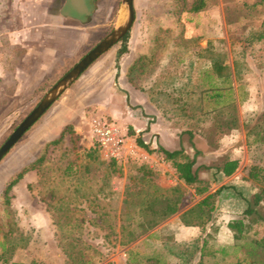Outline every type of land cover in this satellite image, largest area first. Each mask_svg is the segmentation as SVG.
I'll use <instances>...</instances> for the list:
<instances>
[{
	"label": "rangeland",
	"instance_id": "obj_1",
	"mask_svg": "<svg viewBox=\"0 0 264 264\" xmlns=\"http://www.w3.org/2000/svg\"><path fill=\"white\" fill-rule=\"evenodd\" d=\"M120 1L91 0V14L83 22L61 13L64 0H0V145L44 93L112 30ZM192 1L183 0L182 9L177 11L174 0H133L134 20L127 40L120 39L94 60L2 158L0 191L17 171L42 153L45 143L59 137L60 132L54 135L53 128L70 126L58 143L45 150V184L29 190L21 183L10 191L11 216L35 238L15 253V260L75 264L67 261L57 246L56 226L37 193L47 192L51 181H60L58 166L78 154L76 162L80 164L82 153L90 148L96 149L98 161L90 163L86 171L80 166L73 177H63L59 191L72 197L69 207L76 208L73 216H81L83 208L87 216L94 218L89 235L84 237L93 247H74V251L85 252V258L90 257L93 264H149L147 259L153 256L158 264H177L174 252L182 246L173 242L171 229L160 233L152 231L154 227L146 229L142 224L146 217L137 205L140 198L132 195L142 187L152 190L153 186L172 196L177 195L171 193L172 188L186 194L194 192L177 179L170 161L158 151L161 147L153 132L164 131L163 125L171 124L181 132L179 145L184 152V148L189 149L185 153L190 157L196 152L192 140L198 135L196 143L200 146L210 145L213 151L222 152L211 163L238 156L231 148L242 147L239 154L245 156L244 174L251 165L264 168V136L249 133L264 112V38L256 39L264 30V3L208 0L204 8L193 12L189 10ZM123 44L127 50L119 55ZM138 56H143L140 64L146 67L132 68ZM212 56L229 64L233 87L228 95V83L217 81L216 87L223 95L216 101L208 97L207 89L210 77L215 78L210 67ZM13 76L18 78L17 88ZM151 80L155 81L148 89L152 91L151 106L160 113L158 117L148 113L155 129L145 134L142 93L149 83L153 85ZM94 116L112 122L123 133V150L116 158L106 154L93 138L90 119ZM136 138L145 141L151 157L137 145ZM150 163L158 169L145 165ZM145 170L151 172L147 177ZM243 184L242 188L226 182L220 189L223 193L241 189L247 201L258 186L264 188V179L259 184L251 180ZM74 186L79 188L77 193L72 192ZM100 187L105 193L98 192ZM82 193L89 200L81 197ZM63 210L64 205L60 212ZM0 218H8L1 198ZM225 218L218 215L216 220L222 222ZM109 225L114 232L104 239ZM226 234L216 235L225 243ZM262 235L264 222H257L245 238ZM235 243L226 247L229 261L239 254Z\"/></svg>",
	"mask_w": 264,
	"mask_h": 264
},
{
	"label": "trees",
	"instance_id": "obj_2",
	"mask_svg": "<svg viewBox=\"0 0 264 264\" xmlns=\"http://www.w3.org/2000/svg\"><path fill=\"white\" fill-rule=\"evenodd\" d=\"M208 0H193L190 7V11L197 12L205 7ZM176 10L182 9L183 0H174ZM264 0H259L256 4H263ZM128 33H126L121 40L124 42L127 40ZM264 38V30H262L256 39ZM232 44V42H231ZM127 50L125 44L119 50V55ZM143 56H138L137 59L132 64V68H139L142 66L141 58ZM210 67L212 74L215 78L212 79L213 82L209 83L210 92L208 97L214 99L215 101L222 97V92L216 87V82L223 80L228 83L227 94H231L233 91L231 71L229 64L224 63L219 57L210 58ZM146 67V66H142ZM233 71L235 77L237 75V66H233ZM153 85L149 83V87L154 86V80H151ZM173 88L170 91L172 93ZM205 92V91H204ZM233 100V99H232ZM66 125L65 128L60 132L57 139L51 140L44 145L42 153L37 156L33 161L24 165L19 171H17L12 178L4 185L0 191V198L2 199V204L7 213V220L3 221L0 218V264H35L34 261H22L15 260L13 257L15 253L31 245L35 238H33V233L24 232L18 225L16 218L12 217L13 205L11 204L10 191L13 186L23 177V175L30 171L35 170L37 174V181L34 184H29L27 188L32 190L34 185L45 184V177L47 176L45 170L43 169V163L45 161V150L50 144L58 143L69 128ZM249 133H254L256 137L264 136V112L257 119L255 126ZM261 138V137H260ZM136 143L138 146L144 148L146 151H150L148 146L144 143L141 138H136ZM159 152L164 155L165 160L170 161L171 166L175 169L177 177L185 185L193 188V194H186L181 191L180 188H172L171 193H177V195H168L166 192H161V188L157 186L154 189L142 187L139 191L134 192L133 197L140 198L137 201V205L145 216L142 224L146 226V229H152L158 223L174 214L175 212L181 210L186 204L193 201L194 196H201L208 190V186L198 179L197 168H194L195 164V154L190 157L184 151L183 148L176 150H166L164 148H159ZM80 155H76L73 160H68L64 164L56 168V173L60 181L48 184L46 187L47 192L44 193L43 190L38 191V199L45 204L47 211L50 213V217L53 224L56 226V231L54 235L56 236L57 246L60 250L67 256V261L75 262V264H93L91 258H85V252L81 249L74 251L76 245H82L83 248L93 247L91 244L87 243L84 238L89 235V227L93 223L94 218L87 216L80 209L81 216H73L76 208L69 207L72 197L66 193L61 194L59 191V186L61 185V180L63 177H73L77 174L79 167L83 169H90V163L97 162L96 149L90 148L89 150L82 153V160L80 164H77V160ZM239 161L237 159L225 158L221 163L215 166L218 172L223 175L228 176L232 174L238 167ZM58 171V172H57ZM146 171V170H145ZM144 171V176L150 175V171ZM246 179H249L256 184H259L264 179V168L258 165H251L247 168ZM150 182V181H149ZM106 183V182H105ZM154 185V184H153ZM69 186V185H68ZM104 187H106L104 185ZM100 187L98 189L99 193H105V188ZM68 190V187L65 191ZM79 188L74 186L72 189L73 193H77ZM143 193V194H142ZM220 193V189L215 190L211 193L203 196L198 202L184 210L180 215V222L184 225H197L202 229V235L195 241L189 243H179L182 247L174 252L177 258V264H264V235L260 237L246 239L245 234L251 229L252 224L257 222H264V188L259 187L258 189L249 197L247 200V206L242 212V214L236 218H231L227 221L228 228L232 231L233 239L236 241L235 247L239 251L238 255H235L233 260L229 261L227 259V249L226 247H215V233L216 226L214 225V211L216 209V200ZM126 193L124 200H128L129 197ZM105 195V194H104ZM140 195H143L140 197ZM81 197L87 196L82 193ZM95 199V198H94ZM92 202L94 200H91ZM125 202V201H124ZM126 204V203H125ZM62 205L65 206L66 211L60 212ZM74 206H76L74 204ZM124 215L128 213L124 212ZM71 219H73L71 221ZM210 224V227L206 229V225ZM70 226V227H69ZM108 231L104 234V239L112 234L113 228L111 225L107 226ZM120 233L123 232V227L121 226ZM149 264H158V259L156 256L148 258Z\"/></svg>",
	"mask_w": 264,
	"mask_h": 264
},
{
	"label": "crops",
	"instance_id": "obj_3",
	"mask_svg": "<svg viewBox=\"0 0 264 264\" xmlns=\"http://www.w3.org/2000/svg\"><path fill=\"white\" fill-rule=\"evenodd\" d=\"M1 77V76H0ZM14 77V85L15 88L18 87L19 85V81L17 76H13ZM32 86V84H30ZM152 95V91H147L145 90L144 93H142V99H144V102H142V108L144 111V114L142 115V126H144L143 128L146 129L145 134H148L151 131H154L152 128L153 123L149 122V119H151V117L149 116V114H157L156 117H158V113L159 109L156 108L155 106V111L152 109V103L150 102V97ZM158 106V105H157ZM149 109V110H148ZM70 113V112H68ZM149 113V114H148ZM164 114V113H163ZM171 114V112H170ZM170 120H172L173 118V114L169 115ZM163 119H165V115L162 116ZM163 130L164 131H160L157 130L155 132H153L155 139L161 148H164L166 150L172 151V150H176L179 148H183L181 147L180 144V131L176 130V128L173 127V125H163ZM160 127V126H159ZM142 128V129H143ZM62 126L58 127L57 129H52L53 134L56 135L59 132L62 131ZM159 129V128H158ZM182 136V135H181ZM199 137L198 135H195V137L193 138V143H194V148H196V151L198 152V155H195V164H194V168H197V175H198V179L201 180L202 182H204L207 186H208V190L207 192H205L203 195L201 196H194V199L192 201V204L186 206L185 208L181 209L178 211V213H176V215L173 218H170L169 220H165L162 221L161 223H159L158 225H156L152 231L155 232H163L164 230H169L171 229V233L173 235V242L174 243H189L192 241L197 240L198 238H200V236L202 235V229L200 226L197 225H184L180 222L179 219V215L186 210L187 208H189L190 206H192L193 204H195L196 202H198L203 196H205L208 193H211L215 190L220 189V187L228 182L231 185H239V187H244L243 183L249 181V179H246V174H244L243 172V168H244V164H245V156L242 157L240 156L241 153L239 154V151H241V149H244L242 147H239V149H236L234 147L231 148V151L233 149V151H236V153H238V156L236 155H231L229 156L228 159H237L239 161V165L237 167V169L230 175L225 176L223 175L221 172H218L215 168V166H217L219 163L218 161L211 163V161L213 159H215L217 156H219V153L222 152H218L219 149H216L215 151H213L209 145V147L205 146L202 147L200 146L198 143H196V138ZM199 139V138H198ZM201 142V140H199ZM145 143V141H144ZM185 147V145H183ZM153 147V146H151ZM193 149V146L192 148ZM185 152L188 153L189 149L184 148ZM212 150V151H211ZM142 151H144L146 154H148V156H150V153L148 151H146L144 148H142ZM215 155V156H212ZM151 157V156H150ZM152 159V158H151ZM148 165L149 168L152 167L154 169H158L156 168V165L153 164H145ZM172 173H174V175L177 177L176 171L175 169L172 167ZM149 171V170H146ZM239 174L242 175L238 176ZM178 179V177H177ZM37 181V176H36V172L35 170H30L28 172H26L23 177L13 186V188L15 186L20 185L21 183H23L24 185L28 186L29 184H34ZM181 181V180H180ZM249 183V182H248ZM184 184V183H183ZM12 188V189H13ZM231 189V187H230ZM255 189V188H253ZM236 193H234L233 191L227 192V193H223L220 189V193L217 197L216 200V209L214 211V225L217 227L216 228V233H215V247H230L231 245H234V239H233V234L232 231L228 228L227 226V221L231 218H236L238 216H240L242 214V212L244 211V209L247 206V197L245 195L244 192L241 191V189H237L235 188ZM225 191V189L223 190ZM255 190L252 191V193H254ZM194 195V192H193ZM218 215H222L225 218L224 221H218L216 220ZM210 227V224L208 223L206 225V229H208ZM221 232H226L227 234V241L225 243L221 242L218 239V235L221 234ZM218 234V235H216ZM157 235V234H156ZM163 240L160 239V243H162ZM175 261L177 262V258L176 256H174Z\"/></svg>",
	"mask_w": 264,
	"mask_h": 264
},
{
	"label": "water",
	"instance_id": "obj_4",
	"mask_svg": "<svg viewBox=\"0 0 264 264\" xmlns=\"http://www.w3.org/2000/svg\"><path fill=\"white\" fill-rule=\"evenodd\" d=\"M67 9L61 11L67 16H76L81 21L85 17H79L92 10V5L87 8L85 0H65ZM90 14V13H89ZM134 20L133 0H121L117 21L112 30L106 34L97 44L85 53L68 71H66L41 97L30 112L17 124L8 137L0 145V161L6 153L17 143L22 135L44 114V112L57 100L62 92L67 89L83 71L101 54L116 44L129 32Z\"/></svg>",
	"mask_w": 264,
	"mask_h": 264
},
{
	"label": "built area",
	"instance_id": "obj_5",
	"mask_svg": "<svg viewBox=\"0 0 264 264\" xmlns=\"http://www.w3.org/2000/svg\"><path fill=\"white\" fill-rule=\"evenodd\" d=\"M90 131L100 148L110 157L116 158L123 150L124 135L115 124L101 117L90 119Z\"/></svg>",
	"mask_w": 264,
	"mask_h": 264
},
{
	"label": "flooded vegetation",
	"instance_id": "obj_6",
	"mask_svg": "<svg viewBox=\"0 0 264 264\" xmlns=\"http://www.w3.org/2000/svg\"><path fill=\"white\" fill-rule=\"evenodd\" d=\"M85 3H86L87 8H89V7L92 5V4H91V0H85ZM67 8H68V6H65V0H64L63 6H62V8H61V11H63L64 9H67ZM91 11H92V10H91ZM91 11L89 12L90 14H91ZM89 13H88V14L84 13V14H82V15H79V17H85V18L87 19V17L90 16ZM66 16H67V15H66ZM68 17L81 21V20H80L78 17H76V16H68Z\"/></svg>",
	"mask_w": 264,
	"mask_h": 264
}]
</instances>
